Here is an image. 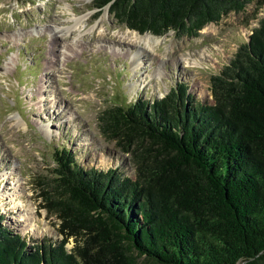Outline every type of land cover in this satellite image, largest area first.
Here are the masks:
<instances>
[{
  "label": "trees",
  "instance_id": "1",
  "mask_svg": "<svg viewBox=\"0 0 264 264\" xmlns=\"http://www.w3.org/2000/svg\"><path fill=\"white\" fill-rule=\"evenodd\" d=\"M252 1L99 0L97 7L108 5L139 33L193 37ZM210 90L211 102L193 101L180 84L161 98L103 111V133L140 143L135 179L85 169L70 149H55L59 198H44L62 238L29 244L0 213V264H264V17L211 76Z\"/></svg>",
  "mask_w": 264,
  "mask_h": 264
},
{
  "label": "rangeland",
  "instance_id": "2",
  "mask_svg": "<svg viewBox=\"0 0 264 264\" xmlns=\"http://www.w3.org/2000/svg\"><path fill=\"white\" fill-rule=\"evenodd\" d=\"M97 1L0 0V213L29 244L62 238L44 198H59L55 149H70L85 169L135 179L140 143L103 133V111L161 98L180 84L193 101L211 102V76L264 17V4L253 0L197 36H156L129 29ZM145 34L161 39L145 44L137 38ZM135 53L143 63L136 71Z\"/></svg>",
  "mask_w": 264,
  "mask_h": 264
},
{
  "label": "bare ground",
  "instance_id": "3",
  "mask_svg": "<svg viewBox=\"0 0 264 264\" xmlns=\"http://www.w3.org/2000/svg\"><path fill=\"white\" fill-rule=\"evenodd\" d=\"M76 20H75V24L76 25H79L82 21H81V19H77V18H75ZM73 27V26H72ZM68 29V28H67ZM70 29V28H69ZM59 32H61V31H59ZM137 38H139V40H141V41H144L145 42V44H157L158 42H159V40L161 39V38H159V37H155V36H152V35H148V34H145V35H141L140 37H137ZM136 38V39H137ZM123 39V38H122ZM123 40H128L127 38L126 39H123ZM129 40H131V39H129ZM126 54H130V52L127 50V52H126ZM134 65H133V68L135 69V71L136 70H138V68L139 67H141L142 65H143V63H142V59L140 58V54L139 53H135V57H134ZM9 177V176H8Z\"/></svg>",
  "mask_w": 264,
  "mask_h": 264
}]
</instances>
